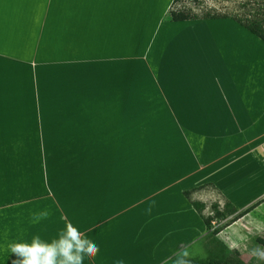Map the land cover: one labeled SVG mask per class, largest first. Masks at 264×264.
<instances>
[{
	"label": "crops",
	"instance_id": "crops-1",
	"mask_svg": "<svg viewBox=\"0 0 264 264\" xmlns=\"http://www.w3.org/2000/svg\"><path fill=\"white\" fill-rule=\"evenodd\" d=\"M175 3L0 0V264L17 259L9 243L50 241L68 221L100 248L84 264H173L182 252L256 264L264 40L230 17L172 21ZM48 97L69 98L53 112ZM136 117L175 137L132 142L150 129ZM55 147L90 154L60 160ZM216 204L234 212L217 219ZM209 218L224 224L214 236Z\"/></svg>",
	"mask_w": 264,
	"mask_h": 264
},
{
	"label": "rangeland",
	"instance_id": "rangeland-1",
	"mask_svg": "<svg viewBox=\"0 0 264 264\" xmlns=\"http://www.w3.org/2000/svg\"><path fill=\"white\" fill-rule=\"evenodd\" d=\"M174 11H184L188 13L192 17H196L198 19H203L205 17L212 18H220V17H230L235 20H239L243 23H247L248 21L258 20L264 18V0H179L174 5ZM169 20V18H168ZM119 73L120 77L125 71H116ZM127 75V74H126ZM131 78V87L134 89H139L141 87H146L149 85L150 79L148 76L144 75H130ZM136 82V83H135ZM134 83V84H133ZM144 87V88H145ZM143 88V89H144ZM147 97H152L151 94H147ZM69 97H48L49 101V109L51 111H59L64 110L66 106V99ZM150 118V116H148ZM143 117H136L135 120H142L140 124L135 126L139 127H150L147 133H134L131 135V141L135 142L136 139L140 138L141 143L144 141L149 148H158V145H161L163 141H170L175 136L170 133H159L156 132L157 124L155 120L152 118L148 122H144ZM165 119H162L164 122ZM163 124V123H162ZM59 125L58 117H51V126ZM133 126V124H132ZM77 148V147H76ZM76 148H68L63 150L62 148L55 147L52 151L51 158H59L60 160L65 159V157H75L81 155L82 153L90 154V151H78ZM67 173H70L69 168L67 169ZM73 173V171H72ZM89 174V173H88ZM212 236H214V231H219L220 226L224 224H219L217 220L212 222ZM216 257H220V252L216 251ZM225 256V255H224ZM222 258V257H220ZM261 261H256V264H261Z\"/></svg>",
	"mask_w": 264,
	"mask_h": 264
},
{
	"label": "clouds",
	"instance_id": "clouds-1",
	"mask_svg": "<svg viewBox=\"0 0 264 264\" xmlns=\"http://www.w3.org/2000/svg\"><path fill=\"white\" fill-rule=\"evenodd\" d=\"M49 216L48 210H42L33 213L31 220L33 223H39ZM7 248L8 253L17 257L12 264H84L86 258L94 259L100 252L99 246L70 221L66 222L65 227L50 241L35 235L30 242H12ZM251 254L264 261V249L256 248ZM187 255V252L178 254L173 264H189L185 259ZM116 264H124V261L119 260Z\"/></svg>",
	"mask_w": 264,
	"mask_h": 264
},
{
	"label": "trees",
	"instance_id": "trees-1",
	"mask_svg": "<svg viewBox=\"0 0 264 264\" xmlns=\"http://www.w3.org/2000/svg\"><path fill=\"white\" fill-rule=\"evenodd\" d=\"M179 0H175V2H178ZM169 18L172 21H188V20H198L196 17L190 16L188 13H185L184 11H171L169 14ZM203 19H212V17H205ZM239 23H241L245 28L250 30L252 33L256 34L258 37H260L262 40H264V18L248 21L247 23H243L239 20H236ZM194 207L196 211L202 212L205 208L203 204L200 203H194ZM213 210L215 212V218L219 219L222 216H226L225 213L228 214V212H234L233 209H230L228 205L225 206V211L221 213L219 211V206L213 205ZM212 218L206 219L205 223L208 229L212 227ZM218 231H214V235H216ZM189 264H245V262L240 258V255L238 252H234L228 257H222V258H210L206 260H200V259H186ZM264 264V261L263 263Z\"/></svg>",
	"mask_w": 264,
	"mask_h": 264
}]
</instances>
